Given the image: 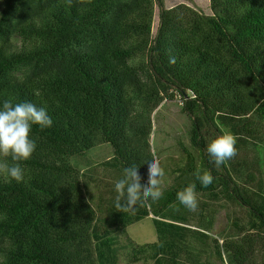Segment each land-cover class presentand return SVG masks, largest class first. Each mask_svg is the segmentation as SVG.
I'll return each instance as SVG.
<instances>
[{
	"label": "trees",
	"instance_id": "trees-1",
	"mask_svg": "<svg viewBox=\"0 0 264 264\" xmlns=\"http://www.w3.org/2000/svg\"><path fill=\"white\" fill-rule=\"evenodd\" d=\"M155 2L163 0H0V107L31 102L53 121L33 125L24 179L0 175V264H100L103 232L118 221L97 217L68 158L109 143L111 167L124 175L136 165L146 183L151 113L174 94L213 182L203 187L194 176L139 202L128 223L152 214L157 241L142 246L173 259L190 217L207 221V207L190 212L177 200L195 183L196 193L246 210V223L235 222L242 235L223 241L230 263L264 264V195L206 151L207 137L224 131L264 142V0H209V15L184 3L162 8L151 38Z\"/></svg>",
	"mask_w": 264,
	"mask_h": 264
},
{
	"label": "rangeland",
	"instance_id": "rangeland-1",
	"mask_svg": "<svg viewBox=\"0 0 264 264\" xmlns=\"http://www.w3.org/2000/svg\"><path fill=\"white\" fill-rule=\"evenodd\" d=\"M180 3L207 15L212 13L209 0H163L162 5L155 2L151 38L157 33L161 9L170 8ZM246 119L257 120L258 117L256 114H251ZM151 122L150 150L159 159L165 172L161 184L164 195L168 190L194 177L188 169L189 154L193 156L195 167L201 172L204 170L200 166V152L191 143V119L182 110V103L177 94L162 99L151 113ZM234 136L236 137L237 155L227 161L228 168L241 186L254 193L264 195V156L261 154V150L264 153V142L262 136L254 139ZM212 137L215 135L212 134ZM209 141L210 138L207 137V142ZM112 157L113 148L111 145L102 143L82 155L68 158L70 165L75 166L79 171L85 197L95 209L97 217L118 221L117 226L113 225L108 231L103 232L102 239L106 242L101 245L100 250L105 247L110 257L107 259V263H102L105 254L99 250L100 264H231L228 251L222 246L223 241L225 238L235 239L242 235L235 222L246 223L245 209L223 198L215 200L197 193L199 207H207L205 215L208 222L202 221L196 216H194L195 218L190 217L191 224L186 225V231H183L182 239L185 247H182L180 252L173 256V259H171L170 252L164 250L158 254L151 247L142 246L157 241V233L152 221L154 216L149 214L130 224L128 223L131 216L130 211L120 212L114 206L117 195L114 185L123 178V173L119 169L111 167ZM198 221L202 225L210 227L199 228L196 226Z\"/></svg>",
	"mask_w": 264,
	"mask_h": 264
},
{
	"label": "clouds",
	"instance_id": "clouds-1",
	"mask_svg": "<svg viewBox=\"0 0 264 264\" xmlns=\"http://www.w3.org/2000/svg\"><path fill=\"white\" fill-rule=\"evenodd\" d=\"M52 123V118L44 107H37L27 101L14 104L5 100L0 107V175L21 182L24 179V169L20 162L30 159L37 147L35 140L31 138L33 125L44 129L51 127ZM206 151L216 166L224 165L237 155L236 137L229 131L217 134L208 142ZM144 163L147 164L146 183H141L136 165L126 167L123 178L115 183L114 190L117 195L114 206L117 211H134L139 202L162 197L161 184L165 172L159 159L153 153L152 159ZM194 176L203 187H208L213 182L208 171L202 173L197 169ZM176 195L179 203L190 212L198 210L195 183L182 188Z\"/></svg>",
	"mask_w": 264,
	"mask_h": 264
}]
</instances>
